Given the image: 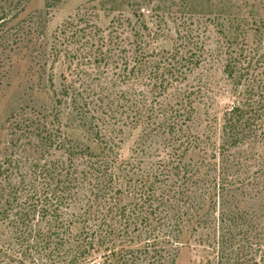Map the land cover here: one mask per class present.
I'll return each instance as SVG.
<instances>
[{
    "label": "trees",
    "instance_id": "16d2710c",
    "mask_svg": "<svg viewBox=\"0 0 264 264\" xmlns=\"http://www.w3.org/2000/svg\"><path fill=\"white\" fill-rule=\"evenodd\" d=\"M27 1L17 0L13 4L9 0L8 4L13 6L10 11L18 9L16 6L22 11ZM154 2L100 0L105 16L110 17L106 33L94 22L97 14L88 8L78 11L76 20H66L53 39L55 46L64 43L66 54H71L69 47L75 45L73 57L98 63V70L101 64V68H108L120 56L126 62L137 61L130 66L127 76L131 75L136 82L147 80L150 94L165 93L161 101L142 97L124 105L134 127L145 126L148 132L167 135L157 161L153 162L159 164L162 180L159 186L133 187L128 204L117 199L103 207L97 200L105 202L119 193L118 177L113 175L122 162L115 140L98 139L99 151L95 153L64 136L58 114L52 122L45 115L24 114L26 126L22 132L28 131L32 136H19L17 140L21 137L25 141L19 146L12 144L13 150L0 163V220L11 230L19 251L32 262L175 264L184 230L191 227L194 232L203 231L202 242L210 251L201 264H264V214L242 205L248 198L264 195V146L260 152L245 146L237 156L219 153L222 156L217 166L209 162L206 165L207 180L198 178L202 162L198 166L185 163V154L194 145L182 136L184 125L192 118L193 90L187 83L181 87L179 84L203 64V52L196 54L194 50H203L204 41L193 38L200 26L195 24L191 28L194 22L190 14L178 23L180 42L173 51L161 59L143 62L149 56L154 34L141 4ZM158 11L155 20L157 28H161L167 22L168 12ZM126 40L132 47L126 48ZM52 49L55 56L60 55V48ZM233 51L223 53V72L245 87L234 92L232 105L224 114L223 146L237 145L251 134L264 135V68L254 74L259 57L254 60L244 50ZM82 92L72 82L61 96L73 101L77 115L73 119L79 121L85 118L79 108L85 105L79 104ZM110 114L121 116L113 108ZM16 116L11 114L7 121L13 119L17 123ZM106 123L104 134L96 136L115 133V128ZM202 150L209 152L205 147ZM87 184L91 189L85 188ZM72 205H79L80 211L69 214ZM79 224L82 235L74 240L72 228ZM4 254L0 243V259Z\"/></svg>",
    "mask_w": 264,
    "mask_h": 264
},
{
    "label": "rangeland",
    "instance_id": "374dc122",
    "mask_svg": "<svg viewBox=\"0 0 264 264\" xmlns=\"http://www.w3.org/2000/svg\"><path fill=\"white\" fill-rule=\"evenodd\" d=\"M8 1L0 0V163L13 150L12 144L19 146L25 141L21 137L17 140L19 136H32L28 131L22 132L26 126L24 114L45 115L48 122L55 121L54 116L58 114L64 136L88 146L91 151H99L98 139L113 138L119 146L122 164L113 175L118 177L119 193L105 199V202L97 200V203L108 207L119 199L120 203L128 204L132 201L130 193L133 187L159 186L162 175L159 164L153 162L157 161L158 150L165 145L167 135L148 132L145 126L134 127L124 105L142 97L161 101L165 93L150 94L151 85L147 80L136 82L131 75L127 76L130 66L137 61L129 60L127 65L120 56L111 61L108 68H101V64L98 70V63L73 57L75 45L69 47L71 54L64 51V43L55 46V31L69 18L76 20L75 14L84 9L92 8L97 14L95 24L105 33L108 31L110 17L105 16L100 0H28L20 12L16 5L18 9L10 11L13 6ZM16 1L13 0V4ZM141 6L149 30L154 34L148 47L149 56L143 62L161 59L173 51L180 42L178 23L185 16L187 18L191 14L194 22L191 28L194 29L195 24L200 26L194 31L193 38L204 41V49L194 51L196 54L203 52L204 62L179 84L181 87L187 83L193 90L192 118L184 125L182 136L194 145L185 154V163L198 166L202 162L204 166L200 165L203 169L198 178L207 180L209 171L206 165L208 162L218 165L222 156L219 153L237 156L238 150L245 146L260 152L264 146L262 134H251L237 145L223 146L225 136L221 129L224 114L232 105L234 92L243 91L245 85L227 78L223 72L222 56L225 52L232 53V50H244L254 60L259 57L254 74L258 75L262 70L259 68H264V0H155ZM155 9H162L165 14L168 12L167 22L161 28H157L155 20L156 12L160 11ZM9 12L12 13L9 15ZM15 13L17 15L11 18ZM125 42L127 49L132 47L131 42ZM53 46L60 48V55L55 56ZM126 65L128 69L125 71ZM262 74L263 78L264 70ZM72 82L75 88L84 91L83 100L79 101V104H85L83 107L79 105L80 114L85 117L82 121L73 119L77 116L73 101L61 97L65 87ZM59 99L61 104L57 103ZM112 108L121 116L112 117ZM11 114L18 116L15 118L18 124L13 119L7 121ZM106 122L115 128V133L112 136H96L104 134ZM262 124L264 126V116ZM203 147L209 151L207 154ZM213 154L215 157H212ZM226 184L229 186V183ZM85 188L91 189V185L87 184ZM85 188L82 190L84 194ZM216 190L219 191L218 188ZM211 193L214 194V190ZM215 200H218L217 195ZM242 205L264 214V195L248 198ZM79 208V205H72L68 213L76 214ZM5 225L0 220V243L5 252L0 264H37L19 251L11 230ZM81 226L72 228L71 237L74 240L79 238ZM204 239L201 230L194 232L191 227L184 230L175 264H201L210 252L202 242Z\"/></svg>",
    "mask_w": 264,
    "mask_h": 264
}]
</instances>
